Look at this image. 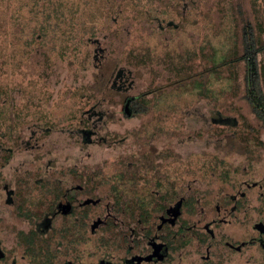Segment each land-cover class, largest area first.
Wrapping results in <instances>:
<instances>
[{
	"label": "rangeland",
	"instance_id": "rangeland-1",
	"mask_svg": "<svg viewBox=\"0 0 264 264\" xmlns=\"http://www.w3.org/2000/svg\"><path fill=\"white\" fill-rule=\"evenodd\" d=\"M107 1L126 15H118L117 28L96 31L97 41L88 46H100V56L76 69L59 55L66 42H74L63 38L85 33L106 0H59L64 12L47 18L44 11L42 19L41 10L52 0H0V62L11 61L0 63L2 211L6 189L25 187L17 185L19 173L40 180L51 173L52 186L84 179L90 193L108 198L114 157H131L134 169L142 164L134 159L157 164L165 156L167 172H173L172 158L185 165L226 153L232 168L256 155L252 144L264 139V126L245 97V61L237 58L249 28L261 45L257 59L264 92V0ZM112 10L104 8L112 14V22L104 20L106 28L113 23ZM128 51L144 59L120 78L118 62ZM140 93L136 116L126 119L127 96ZM206 127L215 133L204 132ZM33 179L28 189L36 187ZM31 194L34 201L24 203L20 227L30 226L32 204L41 199ZM6 211L7 218L14 215ZM4 234L10 242L13 235Z\"/></svg>",
	"mask_w": 264,
	"mask_h": 264
},
{
	"label": "flooded vegetation",
	"instance_id": "flooded-vegetation-1",
	"mask_svg": "<svg viewBox=\"0 0 264 264\" xmlns=\"http://www.w3.org/2000/svg\"><path fill=\"white\" fill-rule=\"evenodd\" d=\"M130 103L126 119L137 114ZM256 141V155L232 168L216 152L185 165L172 158L173 172L165 156L134 159L142 163L134 169L131 157H114L108 198L84 179L52 186L51 173H19L25 187L6 189L1 201L0 264H264V139ZM31 193L41 199L26 208L30 226L20 227Z\"/></svg>",
	"mask_w": 264,
	"mask_h": 264
},
{
	"label": "trees",
	"instance_id": "trees-1",
	"mask_svg": "<svg viewBox=\"0 0 264 264\" xmlns=\"http://www.w3.org/2000/svg\"><path fill=\"white\" fill-rule=\"evenodd\" d=\"M53 4H51L49 9H42V14H41V19L42 15H44V11L47 12V18L50 16H54L56 14H61L64 11L62 9H59V0H52ZM29 7V4H28ZM65 6L63 5V8ZM91 8V6L87 5L86 9ZM107 10V12H110L112 10V6L109 5V1L106 0V4L104 6H101L100 11H99V17L98 19H93L87 23L85 33L83 34H72V33H67L63 40H68L73 39L74 42L70 41L71 43L64 44V49L62 52H60L59 55L61 57L66 56L68 60V65L70 64L69 67L73 68L75 67L76 69H80L81 67H86L89 65L91 62H93L94 59H97L100 56V51L101 47L99 46L97 49H94L89 47L88 45L91 40H96V31H100L105 33L112 27L117 28L116 26V19L119 16L123 17L126 15V13L121 14L122 8H119L117 10H112L114 15V20L112 25L109 28H106L105 22H112V20L108 19L110 16H112L111 13H106L104 12ZM93 9V8H92ZM47 10V11H46ZM41 11H39L41 13ZM32 14V12H28ZM38 13V14H40ZM76 15H79L76 14ZM120 17V18H121ZM46 18V16H45ZM44 19V18H43ZM119 19V17H118ZM59 22L57 21V24ZM71 23V22H70ZM71 26V25H70ZM74 26V24H73ZM72 26V27H73ZM72 36V37H71ZM74 37V38H73ZM83 40V41H82ZM24 43H25V38H24ZM99 45V42H96ZM82 44L84 46V58H80V54L82 53L81 50L78 48V46ZM261 45L258 44V40L254 39L252 32L249 28L244 29V43H243V52L239 58H243L245 61V74H244V83H245V97L247 98V101L252 107V110L254 111L255 115L260 119L264 121V92L261 87V81H260V71H259V65H258V59H257V53L260 51ZM80 47V46H79ZM87 47V48H86ZM67 48V50L65 49ZM125 56H123L120 61L118 62V68H117V76L122 77L124 73H130L133 71L131 67L133 68H140V61L144 59V56H138L137 54H134L131 51L125 52ZM80 56V57H79ZM65 59V60H66ZM11 62L10 60H3L1 61V65L5 64L7 62ZM24 63V62H23ZM22 63V64H23ZM20 64V65H22ZM26 66H28L27 61H25ZM144 96V93H141L140 96L135 97L133 96H127V98H130L129 102L131 101V107L133 110H135V106L139 101H142V98ZM2 100V99H1ZM125 104V103H124ZM124 107V106H123ZM125 109V108H124ZM125 111V110H123Z\"/></svg>",
	"mask_w": 264,
	"mask_h": 264
},
{
	"label": "water",
	"instance_id": "water-1",
	"mask_svg": "<svg viewBox=\"0 0 264 264\" xmlns=\"http://www.w3.org/2000/svg\"><path fill=\"white\" fill-rule=\"evenodd\" d=\"M130 98H127L126 101H125V105H124V108L127 109V104L129 102Z\"/></svg>",
	"mask_w": 264,
	"mask_h": 264
}]
</instances>
